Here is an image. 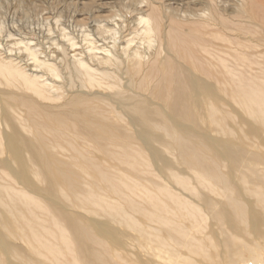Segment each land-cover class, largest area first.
Segmentation results:
<instances>
[{
  "label": "bare ground",
  "instance_id": "6f19581e",
  "mask_svg": "<svg viewBox=\"0 0 264 264\" xmlns=\"http://www.w3.org/2000/svg\"><path fill=\"white\" fill-rule=\"evenodd\" d=\"M106 1L0 25V264H264V0Z\"/></svg>",
  "mask_w": 264,
  "mask_h": 264
},
{
  "label": "rangeland",
  "instance_id": "374dc122",
  "mask_svg": "<svg viewBox=\"0 0 264 264\" xmlns=\"http://www.w3.org/2000/svg\"><path fill=\"white\" fill-rule=\"evenodd\" d=\"M23 1H24V3L19 5V0H0V5L2 7L0 9V22L4 23V24L0 23V25H2V26L4 25L6 27V29L11 30L12 32H17V33H21V31L30 32L29 38L32 40L33 43L36 42L41 36L40 32H38L39 31L38 28L40 29L42 27L41 26V21H42L41 20V18H42L41 16L45 15V13L47 11H50L52 7L57 12L50 11V14L51 15H56L57 13L62 14L61 20H62V22L64 24L66 23L65 25L67 26V25L70 24V22L74 18L75 19L76 18L81 19L82 17L86 18V19L87 18H93L96 15L98 16V14H100V11H102L101 12V14H102L103 13V9L105 8V4L107 2L106 0H101V1L100 0H92L90 2H88L89 0H42L43 4H42V2L39 3L40 4V8H38L36 10V11L40 10V12H38V16L35 15V17L34 16L27 17V16H24V14H23V13H25V10H24L25 7L28 8L30 6V9H31L32 5H35V4L33 2V4L30 5L29 0H23ZM182 1H184V2L187 1V3L192 6V5L196 4L197 0H194V1L193 0H182ZM98 3H99V5H98ZM109 3H110V7L113 6L111 4L112 2H109ZM164 6L166 7V10H168V12H170L172 15L174 14V11H176V10L173 9V2L168 3V4H164ZM17 7H19V8H17ZM113 10L114 9L112 8V11ZM59 11H61V13ZM95 13H96V15H95ZM172 15H165V16H166V18L169 19ZM65 21H67V22H65ZM72 23H73V21H72ZM18 30H19V32H18ZM53 30L56 32L53 37H56L57 31L54 29V27H53ZM233 30H234V28L232 26V28H230V32L234 34ZM40 31H41V29H40ZM230 32L228 34H230ZM3 33L5 34V32H2V34L0 33V41H1L2 46L5 45L4 43H7V44L10 43V42H7L9 39H7L6 36ZM7 46H10V45H7ZM45 48H47V47H45ZM14 49H16V47H14ZM50 50L54 51V49H51V48H50ZM16 51H13L11 55L19 53L18 51L17 52ZM46 53H50V51L47 50ZM72 53L73 52H71V55L74 54V53L73 54ZM40 57H43V55H41ZM27 63H29V62H27ZM66 155H68V154H66ZM101 158H103L104 161L108 162V164L111 165L110 161L108 159H106V157H101ZM66 159H67V156H66ZM95 162H96V164H99L100 160L97 159V160H95ZM115 163H117V162H115ZM115 163L113 164L112 167L113 168L115 167V169L119 168L118 170H121V167H119L120 165L119 164H115ZM101 164H102V166H105L104 162H101ZM167 165H168L169 169L171 170V172H176L177 173L179 171V169H181L179 167V165H176L174 163H172L170 165V162H169V164H167ZM167 165H166V168H167ZM161 168L164 171L160 175L163 178H169V176L167 175V172L169 173L170 170L164 168V163H163V166ZM103 169L105 170V167H103ZM5 182L6 181H2V183H5ZM1 185H3V184H1ZM140 207H141V205H140ZM93 210H95V209H93ZM138 214H139L140 220L142 221L143 211L139 210ZM101 216L104 217L105 215H103V214L99 215V217H101ZM109 221H111V223H114V224L115 223L124 224L123 223L124 220H123L122 216L120 214H118V212H116L112 216H110L109 217ZM23 228H24L23 230L25 232L26 231L29 232V230L27 228H25V226H23ZM35 261L44 262V260H40V259L35 260Z\"/></svg>",
  "mask_w": 264,
  "mask_h": 264
}]
</instances>
